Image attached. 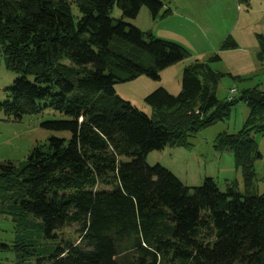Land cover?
Returning a JSON list of instances; mask_svg holds the SVG:
<instances>
[{
    "label": "trees",
    "instance_id": "obj_1",
    "mask_svg": "<svg viewBox=\"0 0 264 264\" xmlns=\"http://www.w3.org/2000/svg\"><path fill=\"white\" fill-rule=\"evenodd\" d=\"M115 6L120 19L112 17ZM143 7L154 21L171 13L160 0H0V57L17 75L0 114L19 121L49 108L66 119L42 127L72 134L36 145L19 166L1 164L0 215L20 216L22 225L31 216L49 239L80 226V242L63 240L37 264H264V194L253 190L264 92L244 90L221 102L218 75L196 61L184 69L179 94L159 87L146 97L152 116L122 99L117 83L159 80L188 56L124 21ZM258 40L264 64V36ZM236 47L229 39L223 45ZM220 60L216 54L211 62ZM239 100L250 109L244 129L218 136L214 146L234 154L244 192L233 184L223 191L211 177L189 187L147 163L152 151L189 146L191 134L223 120Z\"/></svg>",
    "mask_w": 264,
    "mask_h": 264
},
{
    "label": "rangeland",
    "instance_id": "obj_2",
    "mask_svg": "<svg viewBox=\"0 0 264 264\" xmlns=\"http://www.w3.org/2000/svg\"><path fill=\"white\" fill-rule=\"evenodd\" d=\"M160 1L167 6L168 0ZM181 1H189L192 4L191 8L195 6L200 12L206 10V30L204 29L201 34L197 28L200 36L192 37L194 41L190 40V43L182 40L184 46L174 41L176 40L174 36L155 29V24L158 22L152 19L147 7L140 10L137 18L125 19L126 23L140 27L139 29L145 33L151 32L160 39L183 46L188 51V56L176 63L177 65L162 70L159 80L141 75L136 79L117 83L115 85L117 94L140 111L152 116L153 107L146 102V97L159 87H164L173 95L179 94L184 69L196 61L208 64L218 75L219 80L215 90L221 102L233 96L239 98L240 92L244 90L260 89L264 92V64L259 59L258 40V35L264 36V0ZM171 7L174 8L173 5ZM72 9L76 16L80 15L74 3ZM121 16V10L115 6L112 17L120 19ZM195 22L200 25L205 23L196 20ZM178 39L181 41L183 37L178 36ZM228 39L236 42L237 47L223 49ZM216 54L220 55L221 60L211 62ZM144 60L153 65V58L150 55L144 54ZM16 78L17 75L8 69L4 58L0 57V102L8 99L6 89ZM233 88L237 90L235 95L231 94ZM249 114L247 103L239 100L223 120H218L191 134L188 137L189 146L167 145L163 150L152 151L146 157L147 163L161 164L189 187L200 186L207 177H211L223 191L228 190L233 184L235 189L244 192L246 187L243 171L236 166L234 154L228 150H217L214 143L220 135L241 132ZM60 119H66V116L49 108L41 113L25 115L19 121L8 120L3 113L0 114V166L6 162L19 166L36 145L47 142L51 137L70 139L72 134L68 131H55L42 127L45 121ZM261 124L262 122H259L253 127L258 129ZM253 136L262 154V158L254 163L256 178L253 182V190L263 195L264 131L254 132ZM128 160L129 158L124 157V161ZM20 218L17 216V220ZM17 220L11 214L0 215V264H37L38 259L54 253L63 240L80 242L78 224L66 226L57 232V238L49 239L44 235L41 221L28 216L26 223L22 225ZM129 254L132 255L131 252Z\"/></svg>",
    "mask_w": 264,
    "mask_h": 264
},
{
    "label": "crops",
    "instance_id": "obj_3",
    "mask_svg": "<svg viewBox=\"0 0 264 264\" xmlns=\"http://www.w3.org/2000/svg\"><path fill=\"white\" fill-rule=\"evenodd\" d=\"M172 5L174 8L171 7ZM191 5L192 4L189 1L182 2L181 0H168L167 6L165 5L164 10L170 8L172 13L167 17L156 20L158 23L155 24V29L159 30L158 32L161 30V32H165L164 34L174 36L173 38H176V40H172L184 46L185 44L182 40H186L190 43V40H193L192 37L195 38L200 36L197 28L201 34H203L204 29L206 30V10L200 12L195 6L194 8H191ZM195 20L198 22L204 21L205 23L204 25H200L199 23H196ZM178 36L183 37V39L180 41Z\"/></svg>",
    "mask_w": 264,
    "mask_h": 264
},
{
    "label": "built area",
    "instance_id": "obj_4",
    "mask_svg": "<svg viewBox=\"0 0 264 264\" xmlns=\"http://www.w3.org/2000/svg\"><path fill=\"white\" fill-rule=\"evenodd\" d=\"M236 92H237V90H236L235 88L231 89V94H232V95H235ZM235 98H236V97L233 96V97H231L229 100H234Z\"/></svg>",
    "mask_w": 264,
    "mask_h": 264
}]
</instances>
